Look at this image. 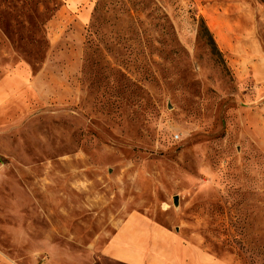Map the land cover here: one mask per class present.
I'll use <instances>...</instances> for the list:
<instances>
[{
    "label": "rangeland",
    "instance_id": "374dc122",
    "mask_svg": "<svg viewBox=\"0 0 264 264\" xmlns=\"http://www.w3.org/2000/svg\"><path fill=\"white\" fill-rule=\"evenodd\" d=\"M129 214L264 264V0H0V251L122 264Z\"/></svg>",
    "mask_w": 264,
    "mask_h": 264
},
{
    "label": "crops",
    "instance_id": "0c3cea01",
    "mask_svg": "<svg viewBox=\"0 0 264 264\" xmlns=\"http://www.w3.org/2000/svg\"><path fill=\"white\" fill-rule=\"evenodd\" d=\"M166 237L160 241V237ZM172 242H169V241ZM108 258L122 264H193L186 249L169 232L143 215L129 214L102 248ZM0 264H17L0 251ZM196 264H210L198 256Z\"/></svg>",
    "mask_w": 264,
    "mask_h": 264
},
{
    "label": "trees",
    "instance_id": "16d2710c",
    "mask_svg": "<svg viewBox=\"0 0 264 264\" xmlns=\"http://www.w3.org/2000/svg\"><path fill=\"white\" fill-rule=\"evenodd\" d=\"M197 35L212 52L219 54L214 37L201 16L198 18Z\"/></svg>",
    "mask_w": 264,
    "mask_h": 264
},
{
    "label": "water",
    "instance_id": "95a60500",
    "mask_svg": "<svg viewBox=\"0 0 264 264\" xmlns=\"http://www.w3.org/2000/svg\"><path fill=\"white\" fill-rule=\"evenodd\" d=\"M176 201H177V200H176V196H175V197H174V203H177Z\"/></svg>",
    "mask_w": 264,
    "mask_h": 264
}]
</instances>
